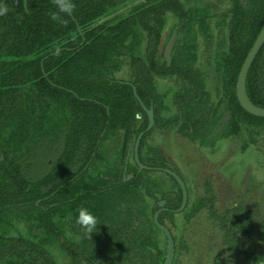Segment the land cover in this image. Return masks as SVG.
I'll return each mask as SVG.
<instances>
[{"label":"trees","instance_id":"obj_1","mask_svg":"<svg viewBox=\"0 0 264 264\" xmlns=\"http://www.w3.org/2000/svg\"><path fill=\"white\" fill-rule=\"evenodd\" d=\"M134 1L73 0L75 10L64 17V25L50 19L55 10L52 0H28L27 8L24 0H0L8 8L0 16V158L4 156L0 159V258L56 264L44 255L56 246L73 253L70 264H96V253L127 249L132 214L135 235L148 228V234L161 231L153 220L155 208L150 217L143 211L145 177L135 158L134 164L126 161L130 143L148 125L134 93L136 87L148 104L147 37L153 38L151 83L155 84V76L179 74L183 89L193 94L188 80L195 58L190 34L206 39L213 36L212 25L226 27L227 47L219 43L221 49L213 57L221 81L227 84L232 113L228 126L235 132L239 126H253V143L256 135L263 134L264 117L240 106L236 83L264 26V0H228L222 11L221 3L212 8L208 0ZM129 5L127 14L119 13ZM168 14L178 18L183 29L179 33L188 38L176 44L171 66L159 60L163 54L158 55ZM124 66L127 76L118 77L116 72ZM247 89L252 101L264 107V45L249 71ZM178 96L180 105L183 102L182 119L179 114L174 118L178 126H220L223 97L218 105L214 102L213 110L200 113L209 105L203 98ZM118 136L123 138L118 157L108 159L109 146ZM147 136L141 141V155ZM45 141L50 145L47 154L31 170L28 159ZM52 152L57 156L51 165L45 159ZM126 168L133 174L130 180H124ZM127 195L134 198L133 204ZM81 207L99 222L90 239L76 223ZM10 223L21 226L19 242L2 236ZM68 232L75 238L65 240Z\"/></svg>","mask_w":264,"mask_h":264},{"label":"flooded vegetation","instance_id":"obj_2","mask_svg":"<svg viewBox=\"0 0 264 264\" xmlns=\"http://www.w3.org/2000/svg\"><path fill=\"white\" fill-rule=\"evenodd\" d=\"M177 26H180L179 32L183 30L181 25ZM211 31L213 36L206 39L202 36L196 37V32L190 34L189 39H192L193 42L195 58L190 61L194 67L188 80L189 87L193 88V94L183 89V81L179 74L173 77L155 76V84L151 83L150 42L153 38L147 37L144 42L148 82L146 94L148 104H145L148 108L153 106L156 121L153 128H160L166 134L165 140L158 150H156L157 148L149 149L156 160L148 165L169 168L179 174L186 183L188 201L183 210L176 211L182 205V188L169 172L160 170L170 175L176 187H167L160 194V197L157 196L154 199V205H151L146 199L143 211L149 214L150 217L152 209L155 208L153 212L154 220L156 211L161 210L159 220L171 232L173 237V264H264L262 260L264 258V188L262 182L259 181V177L253 171L244 170L238 186L233 193L229 194L230 196H227L225 202L218 201L219 191H217V187L213 186V177L217 172H220L219 166H217L219 164L214 165L218 156L221 155L220 167L222 168V174L229 179L232 176L230 177L227 169L236 152L239 151L241 154H245L250 147L258 145L257 147L262 149L264 157V141L262 139L264 136L259 133L256 135L258 138L255 137L257 143H253V137L251 136L253 126H239L236 132L232 131L231 126H228V122L232 119V113L228 110L227 84L224 80L221 81L215 67L218 60L213 57L215 52H219L217 45L221 43L222 47L228 44V39L227 35L224 37L219 35L217 38L212 29ZM179 32L176 44H183L187 37ZM203 38L209 46L204 52L206 59H202L199 54ZM216 41H218V44ZM165 50L166 48L158 54H163V57L160 58L159 56L161 62H164V59L166 60ZM168 66L171 65L168 64ZM181 71L182 69H178V72ZM197 74H200V76H197ZM165 80H173L176 88L170 93V104L167 103V98L165 99L164 93L159 89V84ZM151 86L155 92L152 97L150 96ZM179 93L195 100L198 97L203 98L204 102L209 105L200 110V113H208L207 111L213 110L214 106L212 107V105L214 102L217 103L216 105L220 102L219 99L215 101V98L223 97L225 102L222 103L223 114L219 121L220 126H178V122L174 121V118L179 114V120H181L183 116L180 107L183 102L180 105L182 100L178 99ZM213 97L215 98L212 99ZM151 130L146 133L149 135ZM258 130L254 129L256 132ZM222 135L226 137L243 136L242 140H238L242 144L237 145L235 141L220 138ZM231 148L234 150H231ZM52 153L54 154V152ZM191 157L193 158L192 162H190ZM52 162L53 159H50L49 163L51 165ZM191 165H195L196 169L192 170ZM132 176V173H127L126 168L125 180H130ZM195 179H197L196 183ZM189 180L193 181V186L190 185ZM178 213L183 214L180 219L171 216ZM132 218L129 219V229L127 230L129 235L125 237L128 243L127 249L125 251L112 250L96 253V264H165L168 255L167 235L156 224V228L160 229L162 234L157 231L154 234H148V228L143 231L142 235H135L137 226L133 223ZM138 224L139 221H137ZM20 232V224H14L13 226L10 223L7 233L2 236L9 242H11V239L19 242ZM74 238L75 236L68 232V237L65 240ZM120 238L123 239L122 235ZM139 241H141V245L138 243ZM65 252L68 254L67 262L70 264V256L73 253L71 254L67 250ZM19 253L20 251L17 252V254ZM44 255L49 257L50 263L54 262L55 258L52 252H45ZM0 264H21V260L12 262L1 257Z\"/></svg>","mask_w":264,"mask_h":264},{"label":"rangeland","instance_id":"obj_3","mask_svg":"<svg viewBox=\"0 0 264 264\" xmlns=\"http://www.w3.org/2000/svg\"><path fill=\"white\" fill-rule=\"evenodd\" d=\"M183 1H186V0H183ZM134 3H138L137 0H135ZM210 3H211L212 8H216L218 3H221L220 4L221 11L228 8V0H208V4ZM129 10H130V5L124 6L123 8L119 9V13L127 14ZM166 19L167 21H166V24L164 26L163 33H162V42H161L162 51H164V49L166 48V45L169 42V39L171 37V34L175 26L179 23L178 18L174 16L173 14H168ZM212 30L214 34L217 36V38L219 37V35L223 37L227 35L226 27H218V26H215L214 24L212 25ZM225 40H226V37H225ZM205 41L206 40L203 38L201 41L202 43L200 45L201 50L199 54L202 59H206L204 52L206 48L209 47L207 46ZM216 43L218 44V41H216ZM127 73H128V66H124L120 71L116 72V75L118 77L125 78L127 76L126 75ZM159 87H160L159 88L160 91L164 93L165 99L167 98L166 99L167 103L170 104L171 103L170 93H172L175 88L173 84V80H169V81L165 80L164 82H161L159 84ZM214 98L215 97H213L212 99ZM218 99L219 98H215V101H217ZM263 135H264V132H263ZM246 136L248 137L247 134ZM165 137H166V134L162 129L154 127L151 130L150 134L145 139V146H144V149H142L143 150L142 155L140 154V158L142 157L141 161L143 164L148 165V164H151V162H153L154 160H156V158H154L152 154L149 152V149L157 148L156 150H158V148L161 147L160 145H162V142L165 140L164 139ZM220 138H227L231 141H235L237 145H241L242 142L241 141L239 142L238 140H242L243 136L226 137L225 135H222L220 136ZM256 138H258V136H256ZM122 142H123L122 136H118L117 138L112 140V143L109 146L110 149L107 151L108 159L115 160L118 157V152L116 151L120 148V146L122 145ZM134 145H135L134 142L130 143V148L128 150V155H127V160H126L127 163L130 162L131 164H134ZM49 146H50L49 142L45 141L39 147L35 148L33 155H31V157H29L28 159V165L30 169L33 168L34 163H37L39 160H42L44 158V154H47ZM257 146L258 145L250 147L249 150L245 154H241L239 151L236 152V154L234 155L233 161L230 163L229 168L228 169L226 168L227 171H229L230 177L232 176L229 179L225 178L224 175L222 174V168L220 167L221 166L220 164L221 155L217 157L216 161L214 162V165L216 166V164H219L217 166H219L220 172H217L215 177H213V182H214L213 186L217 187L218 189L217 191H219L218 192L219 202L227 201V198H228L227 196H230L229 194L235 191L236 187L238 186V182L242 176L241 174L244 170L246 171V169L247 171H253L256 173V175L259 177V181L262 182V187L264 188V157L262 155V149H259ZM232 148L231 150H234ZM56 156H57L56 154L47 155L45 160L49 162L50 159H54ZM192 161H193V158L191 157L190 162ZM191 169L195 170L196 166L191 165ZM138 171H142V176L145 177V180H146L143 187L145 188L146 186L147 188H145L143 191L144 196H142V199L143 200L144 198L145 200L147 199V201L151 205H154V199L157 196L160 197V194L164 192L167 187L168 188L174 187V186L176 187V185H174V180L170 177V175L163 171L146 169V168H143V169L138 168ZM196 180L197 179H195V183H196ZM192 182L193 181H190L189 183L190 185L193 186ZM127 196H128V200L130 201V204H133L134 198H132L131 195H127ZM171 216L174 217L175 219H180L183 216V214L178 213V214H173ZM157 232L162 234V232L160 231H157ZM49 251L53 253L56 264H68L67 260L69 257H68V254L65 252L66 250L61 251L58 247L53 246L50 248Z\"/></svg>","mask_w":264,"mask_h":264},{"label":"water","instance_id":"obj_4","mask_svg":"<svg viewBox=\"0 0 264 264\" xmlns=\"http://www.w3.org/2000/svg\"><path fill=\"white\" fill-rule=\"evenodd\" d=\"M4 3V2H2ZM5 4V3H4ZM24 5L27 8L28 6V0H24ZM179 28L180 26H177L174 28L171 37L169 39V42L166 46V50H165V56H166V60L168 61V64L171 65L172 64V53L177 41V36H178V32H179ZM78 29L80 30V27H78ZM264 45V26L260 32V34L258 35L257 39L255 40L251 50L249 51L248 55L246 56L243 65L241 67L240 73L238 75V80H237V98L238 101L240 102L241 106L250 114L258 116V117H264V107L263 106H259L257 104H255L252 99L249 96L248 93V89H247V81H248V75H249V71L252 67L253 62L255 61L257 55L259 54L261 48ZM61 48H57L56 52L60 51ZM134 93L135 96L138 98L140 104L142 105L143 109L146 111V113L148 114V118H149V123L147 125V127L140 132V134L138 135L136 141H135V145H134V158L136 163L139 165V169H152V170H165L167 172H169L179 183V185L182 188L183 191V201H182V205L180 206V208H178L176 211H181L185 208L187 201H188V192H187V187H186V183L185 181L180 177L179 174H177L175 171L169 169V168H163V167H153V166H149L146 164H143L140 158V145H141V141L143 136L145 135L146 132L150 131L153 126H155V115H154V109L153 106L151 108H148L147 105L145 104V102L141 99V97L139 96L136 87H134ZM0 159H4V156L2 155ZM125 180V178H124ZM161 210H157L155 215H154V221L155 224L164 231V233L167 235L168 238V255L165 261V264H173V260H174V242H173V237L171 232L160 222L159 220V214H160Z\"/></svg>","mask_w":264,"mask_h":264},{"label":"clouds","instance_id":"obj_5","mask_svg":"<svg viewBox=\"0 0 264 264\" xmlns=\"http://www.w3.org/2000/svg\"><path fill=\"white\" fill-rule=\"evenodd\" d=\"M55 10L49 13L50 19L60 23L67 24V20L64 19L65 16H70L75 10V4L73 0H52ZM8 12L7 5L0 2V16L5 15ZM76 223L82 229L84 235L89 239L91 235L97 230L98 220L96 216L86 208H79L77 210Z\"/></svg>","mask_w":264,"mask_h":264}]
</instances>
